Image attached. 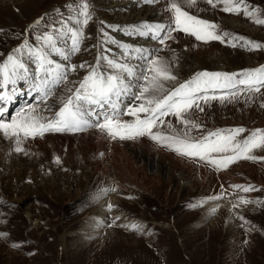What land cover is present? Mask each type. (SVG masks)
Returning <instances> with one entry per match:
<instances>
[{
  "label": "rangeland",
  "instance_id": "374dc122",
  "mask_svg": "<svg viewBox=\"0 0 264 264\" xmlns=\"http://www.w3.org/2000/svg\"><path fill=\"white\" fill-rule=\"evenodd\" d=\"M242 1L264 19V0ZM171 2L172 0H157L152 5L144 0H88L91 18L83 27L79 54L75 53L65 61V66L75 65L76 70L71 75L68 73L67 80L53 89L47 98V107L35 109L42 116L51 118L50 109L57 110L70 94L69 90L79 86L90 71L87 66L95 65L101 54L102 27L119 43L139 45L146 47L148 51L155 50V58L169 63L171 75L175 79L164 82L163 94L201 72L239 74L240 71L264 65V25L255 23L254 19L243 12L235 14L223 11L224 4L218 0H213L215 6L209 5L207 0H182V7L190 15L213 23L217 33L227 32L230 36L243 37L244 40L260 45L261 50L244 46V41L239 39L233 47L231 43L219 40H197L178 30L172 33L174 39L167 40L163 46L159 43L151 44L154 41L148 37H134L123 32L133 25L156 24L163 15L164 23L168 24V5ZM69 3L71 0H0V63L25 40L29 44H36L35 37L49 28L56 18V9L65 17L69 14V9L66 8ZM158 5H163L162 15L155 8ZM146 9L157 11L148 19H142L144 14L139 19L138 13ZM108 25L118 26L120 30H113ZM105 47L111 49L105 55L109 54L130 65H143L136 56H121L122 50L117 45L107 44ZM221 50L234 55L241 53L251 58L250 67L244 65L242 69L231 71L223 63L211 66L210 63L216 61L218 51ZM210 51L212 55L209 54ZM199 52L205 54L207 63L203 67L194 60L195 54ZM25 58L27 59L26 55ZM25 61L35 64L32 59ZM82 64L86 67L81 68ZM26 85L28 84L23 83L17 92L26 94L27 91L23 90ZM216 95L220 96L222 93L217 92ZM245 97L250 99L246 100ZM36 100L37 98H31L27 103L23 101L20 107L32 108L43 104ZM201 106L203 111L193 108L186 114L188 119L200 125L199 128L190 129L182 125L177 117L168 115L164 117L163 124H158L153 131L162 136L187 131L192 138L201 139L209 132L243 128L245 131L239 134L238 140L249 137L254 131H264V89L255 94L245 91L238 98H229L223 102L220 99L201 102ZM19 108L8 111L7 121L19 117ZM29 115L30 111H27L18 119ZM139 115L141 119L146 118L145 113ZM120 119L129 123L135 121V117L130 115H123ZM83 130L71 134L48 132L42 137L23 139L19 145L23 151L20 152L15 150L14 139H10V143L6 142L5 145L0 144L2 179L7 180L12 176L10 161L5 156L13 158L17 167L21 160H25L27 165L34 167L36 173V179L27 173L19 183L13 182L7 194L0 188V264H264V181L260 183L250 176L247 169L241 170L246 163L262 169L264 173V149L257 148L250 153L255 159H238L226 168H218L198 158L181 155L174 147L168 146L170 141L167 140L160 142L149 136L120 140L113 139L97 127ZM91 133L103 136L100 137L102 143H96L97 147L92 149L84 148L86 144L82 147L75 144V140L68 141L64 138H82ZM143 140L151 143L159 152L184 160L190 167L208 171L212 176L216 173L224 177L222 184L227 186L214 192L213 188L206 185L207 180L204 183L197 181L199 190H204L203 194H198L184 181L181 182L184 189L178 191L173 186L168 189L165 183H152L144 176L143 178L142 174L139 179L132 178L126 164H119L117 150L138 142L137 147L143 146ZM104 141L110 142V146ZM11 143L15 144L9 147L12 150L6 155L4 151ZM44 146L48 149L45 150ZM97 163L103 164L97 169ZM108 164L110 171L105 169ZM114 166L119 170H114ZM138 170L143 173L142 164L138 165ZM231 170H234V174ZM229 173L234 176L227 177ZM90 175L95 176L92 179ZM175 177L179 178L178 173ZM236 185L251 186L254 190L242 192L230 187ZM0 186H3L1 179ZM24 186L37 193H30L28 206L18 203L16 199L19 197L18 189ZM49 186L55 189L52 193H49L50 189H46ZM107 188L112 191H103ZM242 200L247 202H241ZM101 209L106 210V216L111 218L110 224L104 225L101 232L93 235L92 239H85L88 236H83L84 229L91 217ZM206 214L210 215L204 221L201 218ZM217 217L220 220H216ZM118 218L138 222H128L131 223V228H125L117 224ZM133 224L138 227L133 228Z\"/></svg>",
  "mask_w": 264,
  "mask_h": 264
},
{
  "label": "snow or ice",
  "instance_id": "6c2138e0",
  "mask_svg": "<svg viewBox=\"0 0 264 264\" xmlns=\"http://www.w3.org/2000/svg\"><path fill=\"white\" fill-rule=\"evenodd\" d=\"M154 3L155 0H145ZM224 4L223 11L244 15L254 19L255 23L264 25V19L256 15V11L247 7L242 0H218ZM214 5L213 0H207ZM69 14L65 17L59 9L53 22L40 35L35 37L36 44L24 41L14 52L0 63V101L6 99L3 90L7 89L10 95L17 92V82L28 80L29 68L26 66L24 56L35 61L36 72L33 73L30 91L41 94V101H46L53 89L67 80V75L76 70L75 65H62L52 59L53 54L64 61L80 50L83 36V27L88 24L91 13L88 0H71L66 5ZM170 22L143 23L129 26L128 35L150 37L165 45L169 39H174V31H182L194 36L197 40H219L236 46V40L244 41L249 48L260 47L243 37L230 36L229 33H217L216 26L206 20L190 15L182 7V0H172L168 5ZM39 23V22H37ZM113 30H120L118 26L108 25ZM101 54L97 57L95 65L74 90L63 100L62 106L51 118L44 117L34 107L30 108V115L24 119L12 118L5 122L0 116V132L9 139H14L15 150L23 149L19 146L23 139L42 137L47 132H77L88 127H97L106 132L113 139H134L149 136L152 140L170 141L169 147L181 155L198 158L218 168H226L238 159H255L250 153L257 148L264 149V131H254L243 140H238L243 128L218 130L209 132L201 139H194L188 132L173 133L162 136L153 130L158 124H163L164 117L173 115L180 123L188 128H199L200 125L187 118L186 114L193 108L203 111L201 102L220 99L221 102L229 98L236 99L239 94L259 93L264 89V67L245 70L239 74L223 72H201L170 92L165 93L164 82L174 80L171 75L169 63L155 58V50L135 48L131 45L121 44L110 37L104 28H101ZM227 38V39H226ZM107 44H116L122 51L121 56L128 53L129 58H136L143 62L142 66L130 65L110 55L111 49ZM103 62V63H102ZM85 68V65H80ZM101 68L104 71H101ZM39 74L38 76L36 74ZM11 85V87H9ZM227 93L217 96L216 93ZM212 93V95H209ZM250 99V97H245ZM131 101L125 104L124 101ZM139 102V103H137ZM7 105H0L2 113ZM140 113L146 118L141 119ZM123 115L135 117L132 123L122 121ZM169 127L171 125L169 124ZM59 162V158H57ZM234 190L249 192L254 190L251 186H230ZM103 191H112L111 188ZM223 195V193H221ZM247 202V201H241ZM111 207V206H109ZM133 228L138 226L133 225Z\"/></svg>",
  "mask_w": 264,
  "mask_h": 264
},
{
  "label": "bare ground",
  "instance_id": "6f19581e",
  "mask_svg": "<svg viewBox=\"0 0 264 264\" xmlns=\"http://www.w3.org/2000/svg\"><path fill=\"white\" fill-rule=\"evenodd\" d=\"M144 2H145V0H144ZM156 2H157V0H155L154 3H156ZM154 3H147V4L155 5ZM155 8L158 10V12L160 13V15H162L161 14V11L163 9V5L155 6ZM156 9H154V10H152V9H146L143 12H139L138 13L139 14L138 15L139 17L138 18L141 19L142 18L141 16H143V14H144V17L142 19H148L149 16H151L152 13H154V12L157 11ZM163 20H164V15H163V17L160 16V18L157 21V23H163V24H165ZM221 24L223 25L222 22H221ZM225 25H228V24H225ZM129 30L130 29L128 28L127 31H129ZM127 31H123V32L126 35H128L127 34ZM129 36L144 38V36H136V35H129ZM148 38H150V37H148ZM130 40H132V39H130ZM151 40L154 41V42H151V44L158 43V41H156L154 39H151ZM121 44H124V43H121ZM114 45H116V44H114ZM127 45H131V46H133L135 48H144V47L139 46V45L138 46H135V45H132V44H127ZM149 51H151V50H149ZM77 54H79V51L76 53V55ZM209 54L212 55V52L210 51ZM107 55H109V54H107ZM124 56L127 57L128 56V53H125ZM133 56H136V55H132L131 57H133ZM217 57L218 58L216 59V61L213 60V62L210 63L211 66H215L217 64L223 63V64L226 65V67L228 68V70H231V71H236V70L242 69V68L245 67L244 65H247V67H250L249 66V62H251L250 61L251 58H247L245 55H243L241 53H238V54H235L234 55V54H231L230 52H228L226 50H221V51H218V56ZM52 59H54L55 61L61 63L62 65H65V61L62 58H60L59 56H56V55L53 54ZM24 60H30V59L27 57V59L25 58ZM191 60H193V59H191ZM194 60L201 67L205 66V64L207 63V62H205V54L204 53L202 54L201 52L195 54ZM25 63H26V65H28V68H29L28 80L18 81L17 84H20L21 82H23L24 84H29V87L28 88H31V84H30L29 81H32L33 73L36 72V66H35L36 64H33L32 61H25ZM101 71H104V69H101ZM71 73H72V71L69 72V75H71ZM36 75L38 76L39 74L37 73ZM0 79H2V78H0ZM22 84H20L18 86L20 89L22 88L21 87ZM5 91H7V90H5ZM32 91H34V90H32ZM32 91H30V92H32ZM7 93H8V91L6 93H4V95H6ZM19 93H21V92H19ZM34 93L39 94L36 91H34ZM24 100H23L22 96H19V98L16 99V102H22ZM40 101H41V98H40ZM48 102L49 101H47V100L46 101H43L42 102L43 104L41 106H38L37 105V106H34V108H36V109L45 108V107H47L49 105ZM126 102L127 101L125 100L124 103L125 104H129V102L128 103H126ZM30 108L31 107H28V108L20 107V109L18 110V114H19L18 115L19 116L18 118L22 117V115L24 113H26L27 111H29ZM54 108H56V106ZM52 109L53 108L50 109L52 111L51 117L54 115V113L59 108L57 110H52ZM3 113H4V111L1 113L0 116L3 117V120L5 122H9V121H7V118H8L7 117V114H3ZM80 133H85V132H80ZM55 134H71V132H55ZM76 135H79V134H76ZM100 137L102 138L103 136H101V134H98V133H91V134H88L86 136H83L82 138H80V136H79V138H75V139H71L70 136H65L64 138L67 139L68 141L75 140V144L77 143L79 145H82V147L86 144V146L84 148L87 147L89 149H92L94 147H97L96 145H98V144H96V143H99V142L102 143V139H100ZM140 138H146V137H140ZM0 141H1L0 144H2V145H5L6 142L10 143L9 142L10 139L8 137L4 136L2 132H0ZM143 141H144V145L143 146L140 145V147L139 146L138 147L136 146V145H139V142H138V144H136V145L127 144L126 147H124L123 149H118V150L116 149L117 150V153H118L117 155H118V162H119V164L120 165L126 164L127 169L129 170L128 171L129 174L131 173L130 174L131 177L133 176L134 178L139 179L140 175L142 174L141 175L142 177L144 176L145 179L151 180L152 183H154V182L165 183L168 186L167 187L168 189L173 186L178 191H181V190L184 189L181 186V182L184 181L183 183H188L189 184L188 187L190 189H192L193 191L194 190L197 191L196 193H198V194H201V193L203 194V191L204 190L202 192H201V190H199V185H198L199 183L197 181H202L203 182V181H206L207 180L208 181V184H206V185L207 186H210V188H213V191L214 192H218L219 190L224 189V187L227 186L225 184L224 185L222 184L223 183L222 182L223 181L222 179L224 177H222L220 175H217L216 173L213 174V176H212L211 174H209L208 171L199 170L196 167L193 168L192 166L191 167L193 169H190L191 168L190 165H187L186 163H184L183 162L184 160L183 161H180L181 159H179V160H177L178 158L177 159H174L172 156H170L168 154L166 155V153L164 154L163 151L162 152H159V151L155 150L154 147L151 145V143H149L148 141H146V140H143ZM104 142L107 144L108 147L110 146L109 145L110 142H107V141H104ZM29 143H31V141ZM80 143H82V144H80ZM13 144H15V143H13ZM13 144L11 143L10 145H8V147H6V150L4 151L6 155L7 154H10V152H11L12 149L10 150L9 147H13ZM44 147H45L44 148L45 150L48 149V147L47 148H46V146H44ZM102 148H103V144H102ZM62 149H63V147H62ZM75 149H77V148H75ZM5 158H6V160H9L10 161L9 164L11 166H9V170H10V173L12 174V176H10V178H8L7 180L5 178L2 179L0 177V179H1L2 183H3V186H0V188H1V191L5 192V194H7V191L9 189V187L13 184V182L19 183L20 181H22L21 179H23V176L26 175L27 173L32 174V176L34 178V176H35L36 173L34 171V167L32 165H29V164L27 165L26 162H25V160H21L20 165L18 164L19 166L17 167V163L15 164V161L13 160V158H10V157L8 158V156H5ZM104 161H106V160H104ZM102 164L103 163H97L96 168L98 169ZM140 164H142L143 173H141L140 170H138V165H140ZM105 169H106V171H110L109 164L105 166ZM242 169H245V171L248 170L250 176L252 178H254V179H258L260 183H262L264 181V173L261 171L262 169L259 170L258 167H253V166L247 165L246 163L243 165V167L241 168V170ZM114 170H119V168L116 167V166H114ZM232 172L234 174V170ZM176 173H178V175H179V178L178 179H176V177H175V174ZM233 174L231 176V173H229L227 175V177H233L234 176ZM103 175H104V173H103ZM90 176L93 179V177L95 175L94 176L93 175H90ZM34 179H36V177ZM145 179H143V180H145ZM46 189H50L49 190V193H52V190H55V189H52L50 186L48 188H46ZM18 190H19L18 191L19 192L18 193L19 197L16 198V199H18V203H23V205L25 204V206H28L27 204L30 201V198H29L30 197V193L37 194V193H35L36 191L34 189H32V188H30L28 186L20 187V189H18ZM105 213H106V210H102L101 209L98 212H96L95 215H93L91 217L92 219L89 220L90 222L87 224V227L83 231V233H84L83 236L84 235L85 236L86 235L88 236L87 238L85 237V239H92L93 235L99 234L101 232V230L104 228V225H106V224L109 225L110 224L109 221L111 220V218L109 219V216L107 217ZM209 215L210 214H206L201 219L205 221V219H207V217ZM228 219H229V217H228ZM216 220H220L219 217H217ZM116 221H117V224L118 225H120L122 227H125V228H131V223H128V222H133V223H136V224L138 222V221L137 222H134V221H126V220H123V218L122 219L121 218H118ZM36 225H39V223H37ZM133 225H135V224H133Z\"/></svg>",
  "mask_w": 264,
  "mask_h": 264
}]
</instances>
